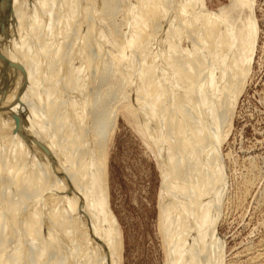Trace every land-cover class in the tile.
I'll return each mask as SVG.
<instances>
[{"label":"bare ground","instance_id":"6f19581e","mask_svg":"<svg viewBox=\"0 0 264 264\" xmlns=\"http://www.w3.org/2000/svg\"><path fill=\"white\" fill-rule=\"evenodd\" d=\"M253 7L0 0V264H121L107 188L120 109L158 160L165 264H226L220 147L251 71ZM257 247L244 264H264V236Z\"/></svg>","mask_w":264,"mask_h":264},{"label":"rangeland","instance_id":"374dc122","mask_svg":"<svg viewBox=\"0 0 264 264\" xmlns=\"http://www.w3.org/2000/svg\"><path fill=\"white\" fill-rule=\"evenodd\" d=\"M204 1L209 11L229 3V0ZM253 8L256 49L251 71L220 147L229 184L226 182L217 231L225 242L226 264L228 261L242 264L243 259L239 258L242 252L260 245L264 236V0H254ZM183 47L186 53L185 44ZM117 114L108 144L107 188L109 206L122 237L121 264H165L158 227L161 175L155 150L146 145L136 124L127 120L121 109ZM244 179L251 183L252 190L249 187L248 193L242 187Z\"/></svg>","mask_w":264,"mask_h":264}]
</instances>
